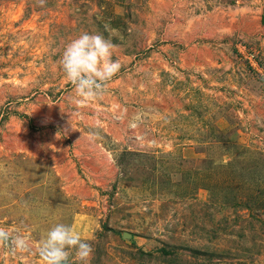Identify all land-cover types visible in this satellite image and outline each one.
Returning a JSON list of instances; mask_svg holds the SVG:
<instances>
[{"label": "rangeland", "instance_id": "1", "mask_svg": "<svg viewBox=\"0 0 264 264\" xmlns=\"http://www.w3.org/2000/svg\"><path fill=\"white\" fill-rule=\"evenodd\" d=\"M262 8L0 0V264L59 223L89 264H264ZM83 32L121 68L81 103L58 60Z\"/></svg>", "mask_w": 264, "mask_h": 264}, {"label": "clouds", "instance_id": "2", "mask_svg": "<svg viewBox=\"0 0 264 264\" xmlns=\"http://www.w3.org/2000/svg\"><path fill=\"white\" fill-rule=\"evenodd\" d=\"M116 46L112 40L88 32L65 45L58 64L75 96L81 98L78 102L100 99L106 94L108 82L121 68L120 62L112 58ZM92 252L91 244L62 223L47 231L38 248L42 264H89Z\"/></svg>", "mask_w": 264, "mask_h": 264}, {"label": "crops", "instance_id": "3", "mask_svg": "<svg viewBox=\"0 0 264 264\" xmlns=\"http://www.w3.org/2000/svg\"><path fill=\"white\" fill-rule=\"evenodd\" d=\"M258 22H259L260 29L264 31V8H262L258 16Z\"/></svg>", "mask_w": 264, "mask_h": 264}, {"label": "water", "instance_id": "4", "mask_svg": "<svg viewBox=\"0 0 264 264\" xmlns=\"http://www.w3.org/2000/svg\"><path fill=\"white\" fill-rule=\"evenodd\" d=\"M123 237H128V235L127 234H124Z\"/></svg>", "mask_w": 264, "mask_h": 264}]
</instances>
